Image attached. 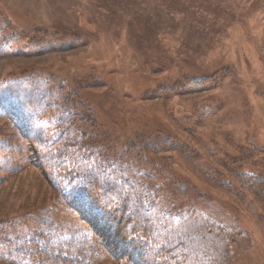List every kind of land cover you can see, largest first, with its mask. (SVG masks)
Segmentation results:
<instances>
[{"label": "rangeland", "instance_id": "1", "mask_svg": "<svg viewBox=\"0 0 264 264\" xmlns=\"http://www.w3.org/2000/svg\"><path fill=\"white\" fill-rule=\"evenodd\" d=\"M0 21L13 40L0 83L36 77L74 94L176 214L241 232L234 264H264V208L232 173L264 177V0H0ZM215 75L206 91L150 97ZM14 134L0 120V223L18 232L9 236L82 230Z\"/></svg>", "mask_w": 264, "mask_h": 264}, {"label": "trees", "instance_id": "2", "mask_svg": "<svg viewBox=\"0 0 264 264\" xmlns=\"http://www.w3.org/2000/svg\"><path fill=\"white\" fill-rule=\"evenodd\" d=\"M3 31L0 21V39ZM6 36L1 40L5 38L2 44L8 49L0 50L2 57L13 54L12 37ZM49 50L47 46L29 55ZM215 77L162 88L150 97L203 92L211 88ZM66 97L53 83L36 77L0 83V120L8 123L15 139H23L30 147L31 163L42 168L60 201L85 224L66 235L50 230L15 239L9 234L18 233L16 228L0 223L4 242H0V263L234 264L232 248L245 238L241 232L196 211L176 214L146 184L133 157L113 151L114 144L108 143V132L99 125L96 113L74 99V94ZM109 161L115 162L114 170H108ZM232 173L241 189L264 208V177ZM220 184L237 191L232 183Z\"/></svg>", "mask_w": 264, "mask_h": 264}, {"label": "snow or ice", "instance_id": "3", "mask_svg": "<svg viewBox=\"0 0 264 264\" xmlns=\"http://www.w3.org/2000/svg\"><path fill=\"white\" fill-rule=\"evenodd\" d=\"M109 163L111 164V169H108L109 171H111V170H114L115 168H116V164H115V162H112V161H109ZM113 179H115V177H113ZM166 259V258H165Z\"/></svg>", "mask_w": 264, "mask_h": 264}]
</instances>
